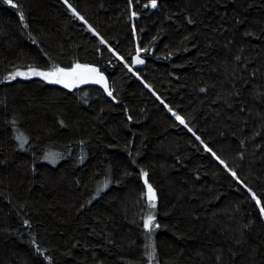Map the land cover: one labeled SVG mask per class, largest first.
<instances>
[{
	"label": "trees",
	"instance_id": "obj_1",
	"mask_svg": "<svg viewBox=\"0 0 264 264\" xmlns=\"http://www.w3.org/2000/svg\"><path fill=\"white\" fill-rule=\"evenodd\" d=\"M13 3L0 0V264H152L150 250L264 264V0H68L83 21L64 0ZM76 63L112 95L6 79Z\"/></svg>",
	"mask_w": 264,
	"mask_h": 264
},
{
	"label": "snow or ice",
	"instance_id": "obj_2",
	"mask_svg": "<svg viewBox=\"0 0 264 264\" xmlns=\"http://www.w3.org/2000/svg\"><path fill=\"white\" fill-rule=\"evenodd\" d=\"M5 2L12 7H17L15 3H13V0H5ZM66 4H68V0H64ZM151 5L152 7H156V0H151ZM68 7L72 10L73 15L77 16L78 19L84 20L83 16H80V14L72 8L71 4H68ZM135 15V13H133ZM20 19L21 21L24 20L23 13L20 14ZM87 23V21H84ZM89 30L90 31H95L94 29L91 28L89 25ZM101 43H105V41L101 40ZM141 49H137V57L133 61L134 64H142L144 63L143 60L139 58V52ZM122 59V58H121ZM129 71H131V68H129ZM29 75H35V76H42L46 80H51L54 83H62L64 84L65 87H75L77 84H83L89 81H92L97 84H103L105 87V91L108 92V95L111 96L112 92L108 90L107 82L104 78L103 73H101L98 69L95 67H91L89 65H81V64H75L73 67L69 69H64V68H55L50 72H40L34 68H29L27 72H21V71H16L12 75L8 77V79H14L16 76H29ZM147 87V85H146ZM163 103V101H161ZM169 111L171 112L172 109L169 108ZM173 116L176 117V119L181 123L184 124L185 127H187V124L183 118H181L178 114L175 112L172 113ZM191 131V129H189ZM18 140L21 142V147H23V144L26 142L25 138L23 136H17L16 137ZM199 139V137H197ZM205 150L208 152H211L212 150L210 148H207L205 146ZM215 156V153H213ZM219 159V157H216ZM220 163L223 164L224 161L220 160ZM147 174L145 173V176ZM233 176H235V173H232ZM145 184H147V180H145ZM147 199H148V204L150 208H155V200H156V194L150 184H147ZM252 198L256 200L257 205L261 204V201L256 197L255 193L252 194ZM260 212L262 215H264V207H260ZM155 217L152 214L147 215L144 218V228L145 230L151 232L153 230V227H159V225L154 224ZM27 223V222H25Z\"/></svg>",
	"mask_w": 264,
	"mask_h": 264
},
{
	"label": "rangeland",
	"instance_id": "obj_3",
	"mask_svg": "<svg viewBox=\"0 0 264 264\" xmlns=\"http://www.w3.org/2000/svg\"><path fill=\"white\" fill-rule=\"evenodd\" d=\"M136 57L137 56H135L134 58H133V61L136 59ZM142 60V59H141ZM76 64H78V63H76ZM143 64V63H142ZM142 64H132V66H138V65H142ZM75 65V64H74ZM73 65V66H74ZM73 66H71V67H73ZM70 67V68H71ZM57 68V67H56ZM53 69H55V67L54 68H52V69H49V70H47V71H43V70H39V69H36V70H38V71H40V72H50V71H52ZM69 69V68H68ZM16 71H21V72H27L28 70H14V71H12L9 75H7L6 76V79H8V77L10 76V75H12L13 73H15ZM32 76H35V75H29V76H16V77H21V78H29V77H32ZM36 77H40V78H42V79H44V77H42V76H36ZM44 80H46V79H44ZM46 81H48V82H51V83H54V82H52L51 80H46ZM54 84H59V85H63L64 86V84H62V83H54ZM149 214H152L153 216H154V213H153V211L151 210L150 212H148L146 215H145V217L147 216V215H149ZM144 217V218H145ZM154 224H155V221H154ZM156 225V224H155ZM143 226H144V220H143ZM145 229V228H144ZM155 230H156V227H153V230L151 231V232H149V231H147V230H145L146 231V238L148 239V242H150V241H152V238H154V233H155ZM148 257L150 258V262L152 263V264H156V260H155V256H154V253H153V250H150L149 251V254H148Z\"/></svg>",
	"mask_w": 264,
	"mask_h": 264
},
{
	"label": "water",
	"instance_id": "obj_4",
	"mask_svg": "<svg viewBox=\"0 0 264 264\" xmlns=\"http://www.w3.org/2000/svg\"><path fill=\"white\" fill-rule=\"evenodd\" d=\"M89 66L94 67L93 65H89ZM104 78H105V77H104ZM105 80H106V78H105ZM106 82H107V80H106ZM90 85L97 86V87H99L104 93L108 94V92L105 91V87H104L103 84H97V83H94V82H92V81H89V82H86V83H83V84H77L76 86H78V87H84V86H90ZM107 86H108V83H107ZM108 90H109V86H108ZM109 91H110V90H109ZM147 190H148V189H147ZM154 192H155V191H154ZM146 193H147V191H146ZM146 197H147V195H146Z\"/></svg>",
	"mask_w": 264,
	"mask_h": 264
}]
</instances>
